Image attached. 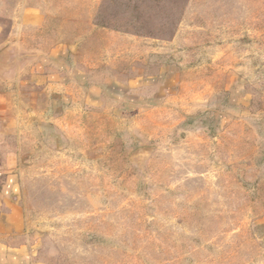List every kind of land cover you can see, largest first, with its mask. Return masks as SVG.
I'll list each match as a JSON object with an SVG mask.
<instances>
[{"label": "rangeland", "instance_id": "1", "mask_svg": "<svg viewBox=\"0 0 264 264\" xmlns=\"http://www.w3.org/2000/svg\"><path fill=\"white\" fill-rule=\"evenodd\" d=\"M47 1L48 73L0 77L9 234L45 264H264V0Z\"/></svg>", "mask_w": 264, "mask_h": 264}, {"label": "crops", "instance_id": "2", "mask_svg": "<svg viewBox=\"0 0 264 264\" xmlns=\"http://www.w3.org/2000/svg\"><path fill=\"white\" fill-rule=\"evenodd\" d=\"M47 6V0H0V77L2 73L14 69L17 56L27 57L23 64L25 74L34 70L48 73V54L41 46L33 48L31 42L43 39L47 34ZM63 53L62 43L51 49L50 56L55 57V64ZM32 57L35 59L31 60ZM57 69L56 66L54 75L47 76L50 81L48 86L63 89V68L59 73ZM16 188V175L10 165L3 161L0 146V264H45L29 244L16 241L9 234L11 227L7 208L16 199Z\"/></svg>", "mask_w": 264, "mask_h": 264}]
</instances>
